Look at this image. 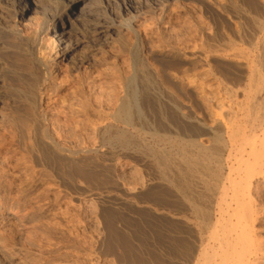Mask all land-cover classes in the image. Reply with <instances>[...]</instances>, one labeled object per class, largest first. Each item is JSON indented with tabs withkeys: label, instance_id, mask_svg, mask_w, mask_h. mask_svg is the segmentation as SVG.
<instances>
[{
	"label": "rangeland",
	"instance_id": "rangeland-1",
	"mask_svg": "<svg viewBox=\"0 0 264 264\" xmlns=\"http://www.w3.org/2000/svg\"><path fill=\"white\" fill-rule=\"evenodd\" d=\"M228 7L243 21V32L256 28L248 0ZM90 18L109 28L92 34L86 26ZM211 18L201 0H0V199L16 216L10 220L0 212V264H85L66 229L86 242L100 264H140L142 259L144 264H175L169 254L188 253L177 243L197 236V222L189 218V227L182 222L181 197L196 190L200 176L225 174L214 160L191 157L196 151L191 121L209 122L191 86L171 76L203 84L216 112L243 101L240 94L237 100L225 94L224 86L246 89L235 62L210 54L204 64L182 56L197 51L201 28L214 27ZM37 62L49 64L41 72ZM120 74L135 81L123 84ZM39 76L50 84L40 108L28 89ZM152 90L166 102L149 97ZM123 94L126 114L114 121L115 97ZM85 107L98 109V115L84 114ZM39 112L61 143L74 150L98 146L106 154L75 163L53 157L37 146L31 131ZM107 124L111 127L102 136L92 130ZM186 163L203 165L196 173ZM206 165L213 166L203 173ZM254 187L255 230L264 244V183Z\"/></svg>",
	"mask_w": 264,
	"mask_h": 264
},
{
	"label": "bare ground",
	"instance_id": "bare-ground-1",
	"mask_svg": "<svg viewBox=\"0 0 264 264\" xmlns=\"http://www.w3.org/2000/svg\"><path fill=\"white\" fill-rule=\"evenodd\" d=\"M18 1L21 3L23 0H18ZM71 1H76V0H71ZM235 1L236 0H201L202 4L210 9L212 16L211 19L213 20L212 22H214V27L211 31H210L211 27L209 28V30H207L208 29L207 27L205 28L202 27L201 34L203 36V41L201 40L202 42L199 44L197 51H195L191 55L185 56L182 54V56L188 58L189 60H194V62L195 60H198L204 64H207V61L209 60L208 57L212 58L211 57L212 55L221 57L224 60L226 59L231 62H235L240 68V72H239L240 74L238 76L239 77L238 79L239 81L240 80L245 81L246 89L243 88V91H239L234 89L232 90V88L230 89L224 86L223 92L225 94H229V96L231 97L236 98V100L237 98H239L238 96L240 94L243 97V101L237 103L236 107L234 108L232 106L231 107L228 106L227 108L226 106L225 109H222L220 112H216L214 111L215 109L213 110L210 107L211 100H209L208 97L206 96L204 89L206 87H204L203 84H202L203 86L199 84H198L199 86H197L195 85L196 83L192 82L194 84L193 85L191 82H188V80H186L183 77L184 75L171 76L175 83H178L181 86L186 85V87L191 86L190 89L191 88L193 89L194 92L193 94L195 95V98H197L201 102L205 114L207 116V120L209 122V123H204V121L200 120L199 117H195L191 121L196 126L194 127L195 128L194 135L193 134L190 135V137H193V140L191 139V144L193 148L196 150L195 155L192 156L190 154L191 157L195 159L196 157H198V159H200L199 157L202 158L207 157L209 158V160L212 161L214 160L215 163L217 164V167L219 168L218 169L219 172L221 173L224 172L225 174L224 176L221 174L222 175L221 177L220 176L207 177L206 174L202 175V177L200 176L197 185L195 184L196 188H193V190L196 189L195 191L192 192L188 191V193L183 192L184 194L182 195L181 197L182 200L180 201H183L182 205L184 204V207L182 209H183V213L185 214V217L183 218L184 220L182 222H184L185 225L189 227L190 225L189 218H194L195 221L197 222L198 234L196 233L197 236L195 237L193 236V238H191L192 240L190 239L189 242L177 243L179 245L178 246L179 248L187 249L188 251V253L186 252L187 254L179 253L176 255L169 254V257L167 256L170 261L175 260L176 262L175 264H264V244L258 238L257 236L258 233L256 234V230H255L258 210L256 211L252 200V193L254 190L253 188H256L254 187L255 184L257 185L260 182L264 183V0H248L251 6L250 9L253 11L252 14L253 15L255 14L256 16L257 25L255 29L253 28L254 30H252L247 34L245 33L247 31L243 32L244 29V27L242 26L243 21L239 19L242 21L241 24V22L237 20L238 18L236 17V15H234L235 11L233 13L230 12V9L228 7V5L232 4ZM27 9L28 6L24 5L23 7L24 12ZM86 26L92 34L99 33L103 29L105 30V28L106 29L109 28L107 24L94 18L88 19L86 21ZM210 54L212 55L210 56ZM47 63L37 62L38 71L47 68L48 67ZM43 75L47 76L46 74ZM133 78L134 77L131 75L122 74L118 79H120L121 83L123 84H130L132 81L133 82L135 81L133 80ZM47 79L48 78H44L40 76L35 77L33 80H31L32 83L31 84L29 83L28 85L31 102L34 106H38L39 108L40 105L44 102L43 98L46 95L48 88L50 87L49 86L50 84H48ZM39 81H41L40 85L38 84ZM155 91L156 90H152L149 93V97L156 99L158 104H160L161 102H166L162 98L163 96L161 97ZM115 99L117 100L116 103L117 106H115L116 110H114V112L111 115L109 113L112 119L114 118V121H116L115 118L120 119L121 115L126 114L127 96L123 94L118 98L115 97ZM130 99H133V97ZM133 102H132L134 104L133 107L137 112L138 106L135 103V101ZM220 104H222V102ZM87 107L83 108L84 114L85 113L87 114L88 111L92 110ZM94 109L95 108H93L92 110L93 114L97 113L98 115V111H97L98 109L97 110L95 109L96 111H94ZM79 112L81 111H78V113ZM45 116L46 114L42 112H39L38 114L34 115V120L31 121L32 122L31 131L34 132L35 139L34 138L33 139L35 140L37 146L45 150L46 152L50 153L53 157L63 159L67 162L75 163L79 159L91 158L93 155L104 156L106 154V152H104L98 146H95L93 148L91 147L78 148L74 150L70 148L67 144L61 143L56 138L57 135L53 134L50 127L48 126ZM110 127L111 126L108 124L99 125L92 128V130L95 132L96 135L102 136L104 132ZM202 136H208L207 140L202 139ZM212 161H210V163ZM200 164L203 165V163H198L197 166ZM174 165L175 164H173V166ZM192 165L194 164L192 163ZM197 166L195 168V166L192 167L191 164H188L189 170L192 169L196 173L198 172V169H200V167L198 166L199 167L198 168ZM212 166H209V168H211ZM209 168L208 167L207 169L204 168L205 170H202L203 173L208 172ZM176 169L180 170L178 167ZM210 172L209 174L213 173ZM96 200L99 201L101 204H104L101 198H98ZM5 201H2V198L0 199V212L1 211L6 212L9 218L11 216L10 220H14L16 216H14V214L10 211V208H12V206L11 204L8 205V203ZM67 210L69 212H73V210L69 208ZM58 215L61 219H64V216L62 214L59 213ZM173 219L176 220L179 218H173ZM66 230L67 233H69L71 242L74 245L76 244L75 246H77L75 247V251L78 253V256L79 255L83 256L84 259L89 264H100V261L98 259H94L93 257L94 252L92 251V249H88L89 247L86 246V242L80 241L81 239L79 240L77 238V235L73 236L71 232H68L69 229ZM74 234H76V232ZM171 242L170 244H173ZM170 248L172 249V247ZM143 260L144 259L141 260L142 263L144 262Z\"/></svg>",
	"mask_w": 264,
	"mask_h": 264
}]
</instances>
